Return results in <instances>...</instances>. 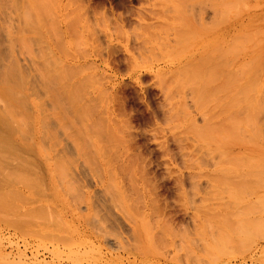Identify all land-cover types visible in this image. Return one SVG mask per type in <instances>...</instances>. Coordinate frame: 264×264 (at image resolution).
<instances>
[{"label": "rangeland", "instance_id": "374dc122", "mask_svg": "<svg viewBox=\"0 0 264 264\" xmlns=\"http://www.w3.org/2000/svg\"><path fill=\"white\" fill-rule=\"evenodd\" d=\"M0 49L35 144L0 162V264H264V0H0Z\"/></svg>", "mask_w": 264, "mask_h": 264}, {"label": "bare ground", "instance_id": "6f19581e", "mask_svg": "<svg viewBox=\"0 0 264 264\" xmlns=\"http://www.w3.org/2000/svg\"><path fill=\"white\" fill-rule=\"evenodd\" d=\"M123 18V17H122ZM185 27L184 28H186L187 30L188 29H192L193 27H194V25H192L191 23H187V24H185L184 25ZM0 59H1V49H0ZM119 62V61H118ZM2 65V64H1ZM13 65H15V64H13ZM12 65V66H13ZM11 66V65H10ZM16 66V65H15ZM14 67H12V69H13ZM2 69L4 70V68L2 67ZM15 69H16V67H15ZM14 69V73H16V70H19V69H16L15 70ZM118 69V68H117ZM3 70L2 71H0V74H3L4 72H3ZM112 70V69H111ZM4 71H6L7 72V70H6V68H5V70ZM8 71H9V69H8ZM13 70H11L10 69V71H9V73H6L8 76H9V74H11L10 76L11 77H14L15 76V74L14 73H10V72H12ZM1 72H3V73H1ZM19 72V71H18ZM12 74H14V75H12ZM134 74V73H133ZM4 75V74H3ZM18 75V74H17ZM8 76H3L4 78H2L1 80H3V81H1L0 80V162H2V161H4L5 160V162L8 160V162L10 161V159L13 161V160H16V161H21V160H23V158L25 159L26 157H24L25 156V151H27V154H28V152H29V149H27V150H24V149H22V148H28V146H29V148L31 149L30 151H32V152H34V149H32L33 148V146L35 145V144H33V145H31L30 143H27V142H25L24 141V139L23 140H21L22 138H25V137H23V135H21V136H19L20 135V133L21 134H24V133H22V132H24L25 131V129L23 128L24 126H29L30 125V123H29V125H28V121H27V125H24L25 123L24 122H26V119L25 118H27L26 117V115H28V113L30 114V112H25L24 110H28V108H26L28 105V103L26 104L25 102H27L28 101V97H29V94H28V96L26 97V98H24L25 96H23V95H26V94H24V92H23V84H22V80H24V79H22L21 81L20 80H15V81H13V82H16V84L15 83H13L12 82V78L11 77H9L8 78V80H6L5 78H7ZM24 76V75H23ZM1 77V76H0ZM17 77V76H16ZM16 77H15V79H16ZM22 78V77H21ZM25 78V77H24ZM14 79V78H13ZM17 79H20L19 77H17ZM10 81L13 83V85H11L10 84ZM17 81H18V83H20V84H22V85H18V83H17ZM20 81V82H19ZM194 80H192V82H193ZM84 82V81H83ZM201 82V81H200ZM200 82H199V84H200ZM74 82H72L71 84H73ZM15 84V85H14ZM74 85H75V83H74ZM25 86V85H24ZM81 86V85H80ZM69 87V86H68ZM72 87L73 86H71V89H72ZM76 88L75 89H77L78 87L77 86H75ZM83 87H84V85H83ZM30 88V87H29ZM82 88V87H81ZM26 89H27V87H26ZM83 89V88H82ZM102 88H100L99 90H101ZM69 90V91H68ZM67 91L69 92H67L69 95H70V104H69V106L71 107V109H69L68 111L70 112L71 111V113H68L69 115L70 114H72V118H70V120H71V124H73V126L74 127H76L75 128V130H73L74 132L76 131V133H74V132H70V130H66V134H67V131H69L68 133L69 134H71V137H73V141H70V142H72V144H75L76 145V148H77V145H78V149H79V152H78V156L80 155V156H82L83 155V153L87 150V145L89 144V142H91L92 143V140H91V136H90V141L87 143L86 141H87V138H88V134L91 132V131H95V129H93V130H91L92 128H95V127H97V126H95V125H99V127H100V129L99 130H102L101 132V134L104 136L105 134H103V133H106V130H104V132H103V129H101V128H103L102 126H100L101 125V122H100V116L98 117V115H99V113L98 112H96V117H98L97 119H93V116L95 115V112H94V108L96 107H90V105H92V104H90V105H88V104H86V102H89V97H88V99H85L83 102L84 103H82L81 105H79V106H77V104H76V99H75V95H73V93L70 91V87H69V89H68ZM78 90H80V89H78ZM89 90V89H88ZM59 92V91H58ZM63 92H64V90H63ZM87 92V91H86ZM97 92H99V91H97ZM101 92V91H100ZM26 93V92H25ZM66 93V94H67ZM70 93H72V94H70ZM91 93V92H90ZM103 93V92H102ZM105 93V92H104ZM59 94V93H58ZM61 94V93H60ZM63 94H65V93H63ZM93 94H95V93H93ZM98 94V93H97ZM96 94V95H97ZM100 94V93H99ZM84 95V94H83ZM90 95V94H89ZM95 95V96H96ZM85 96H86V94H85ZM94 96V97H95ZM28 98V99H27ZM76 98H78V97H76ZM81 98V97H80ZM90 98H92V100H93V97H91L90 96ZM25 99H27V101L25 100ZM81 100H80V102H82ZM1 102H3V104H5V105H3L2 107H1ZM29 102V101H28ZM90 102H92L91 100H90ZM89 102V103H90ZM26 104L25 106L23 105V104ZM84 104V105H83ZM86 104V105H85ZM88 105V106H87ZM22 106H24V107H22ZM85 106L86 107H88V108H85ZM90 107V108H89ZM23 110H22V109ZM67 108H69L68 106H67ZM175 107H172L171 109L169 108L165 113H167L168 112V118H170V115H172L173 113H172V110L174 109ZM21 109V113L19 112V110ZM35 110V109H34ZM95 110H96V108H95ZM23 111L25 112V113H27L26 115H25V117H24V115H23ZM30 111V110H29ZM106 111H107V116H106V118L108 119V121L110 122V124H112L111 123V117H110V111H109V107H107V109H106ZM165 111V110H164ZM17 112H19V114L17 113ZM102 112V111H101ZM100 112V113H101ZM176 111H174V113H175ZM178 112V111H177ZM98 114V115H97ZM23 115V116H22ZM37 115V114H36ZM58 115V114H57ZM59 115H60V113H59ZM22 116V117H21ZM68 116V115H67ZM167 116V115H166ZM30 117H32L31 116V114L29 115V118ZM60 117V116H59ZM28 118V119H29ZM64 118H65V120H66V116L64 115ZM64 118H63V120H64ZM27 119V120H28ZM35 119V118H34ZM92 119V120H91ZM31 120V119H30ZM29 120V121H30ZM36 120V119H35ZM61 120V119H60ZM69 120V121H70ZM33 121V120H32ZM67 121V120H66ZM66 121H65V123H63L62 124V126L63 125H65L66 124ZM61 122V121H60ZM64 122V121H63ZM70 123V122H69ZM97 123H99V124H97ZM60 124V123H59ZM71 124H69V128L72 130V125ZM24 125V126H23ZM71 125V126H70ZM191 127H194L195 128V125H193V123H191V125H190ZM30 127V126H29ZM28 127V128H29ZM63 128H68V126L67 127H63ZM98 128V127H97ZM27 130V129H26ZM29 130H30V128H29ZM29 130H28V132L27 131H25L26 133H29ZM96 130H98V129H96ZM93 131V132H94ZM32 132V131H31ZM93 132H91V134L93 133ZM16 133H17V135L18 136H16ZM78 133L79 134H82V135H80V138H79V135H78ZM108 134H106V136H108L109 138L110 137H112L113 136V134H112V131H108L107 132ZM32 134V133H31ZM73 134H75V135H73ZM86 136H84V135ZM91 134H89V135H91ZM94 134V133H93ZM92 134V135H93ZM131 134V133H130ZM25 135V134H24ZM69 136V135H68ZM77 136V137H76ZM82 136V137H81ZM83 136L85 137V138H83ZM101 136V135H100ZM105 136V137H106ZM18 137V138H17ZM27 137V136H26ZM30 137V139L32 140V138H31V136H29ZM20 138V139H19ZM69 138H70V136H69ZM81 138H83V139H85V140H82ZM27 139V138H26ZM71 139V138H70ZM81 139V140H80ZM77 142H78V144H77ZM79 142H82V143H79ZM84 142H86V143H84ZM42 143V142H41ZM136 143V142H135ZM138 143V142H137ZM28 144H30V145H28ZM68 144V143H67ZM86 149H83V147L81 146V145ZM18 145H19V147H18ZM41 145H43V144H41ZM75 145H73V147L75 146ZM141 145V144H140ZM21 146H22V148H21ZM37 146V145H36ZM68 146V145H67ZM70 146V145H69ZM139 145H137V147H138ZM71 147V146H70ZM72 147V148H73ZM20 148H21V150H23L22 152L24 153H22V152H20L19 150H20ZM44 148V147H43ZM129 148V147H128ZM19 149V150H18ZM69 149H71V148H69ZM74 149H75V147H74ZM83 149V152L81 151ZM130 149V148H129ZM139 149V148H138ZM17 150H18V152H17ZM125 153V154H124ZM124 153H121L119 156H120V158H121V161L123 162V165H122V170H123V172H129V170L132 172V175H133V172L135 173V171L137 170V169H135V160L133 161V159H136L135 157H134V155H133V153L131 154V153H126V152H124ZM136 153H138V152H136ZM23 154V155H22ZM26 154V156H28ZM86 154H87V152H86ZM131 154V155H130ZM136 155H138V154H136ZM141 155H142V153H141ZM79 156V157H80ZM84 156V158H85V156L86 155H83ZM82 156V157H83ZM81 157V158H82ZM139 157V156H138ZM140 157H142V156H140ZM28 158H30V156H28ZM36 158V157H35ZM83 158V159H84ZM4 159V160H3ZM7 159V160H6ZM33 159H34V157H33ZM73 159V158H72ZM86 159V158H85ZM139 159H141L142 160V158H139ZM138 159V160H139ZM2 160V161H1ZM26 160V159H25ZM28 160V159H27ZM26 160V161H27ZM68 160H69V158H68ZM74 160V159H73ZM25 161V162H26ZM32 161V160H31ZM70 161V160H69ZM86 161V160H85ZM137 161V160H136ZM147 161V160H146ZM72 163V162H71ZM74 163V162H73ZM84 163V162H83ZM83 163H81V164H83ZM137 163H138V161H137ZM145 163V162H144ZM147 163V162H146ZM67 164V163H66ZM88 164H89V162H88ZM139 164V163H138ZM137 164V165H138ZM73 165V164H72ZM77 165V164H76ZM144 165V164H143ZM145 165H147V164H145ZM80 166V165H79ZM86 166V165H85ZM84 166V167H85ZM74 167H75V165H74ZM144 167V166H143ZM143 167H140V177H141V179H142V184L143 185H147L146 183H145V181L147 182V174H148V171L146 170H142L141 168H143ZM146 167V169H147V166H145ZM144 167V168H145ZM191 165L190 166H188L187 168H190L191 169ZM82 168H83V166H82ZM136 168H138V167H136ZM82 170V169H81ZM0 171H1V168H0ZM83 171H85V170H83ZM86 171H88V170H86ZM82 173V172H81ZM84 173V172H83ZM136 173H137V171H136ZM135 173V174H136ZM79 174V173H78ZM187 174H188V176L189 177H192L193 175H194V173L191 171V170H189L188 172H187ZM184 174H180V176H181V178H182V180H185L186 179V176H185V178H184V176H183ZM83 176H84V174H83ZM167 177V176H166ZM188 177V178H189ZM175 179V178H174ZM178 180V178L176 179V181ZM165 182V181H164ZM162 183H163V181H162ZM166 184V183H165ZM162 187V186H161ZM143 188V187H142ZM144 189V188H143ZM124 192V191H123ZM144 192H145V190H144ZM120 194V193H119ZM140 198V197H139ZM99 233V232H98ZM102 234V233H101ZM104 234V233H103ZM102 234V235H103ZM106 239H107V236H106ZM105 239V240H106ZM108 239H109V237H108ZM107 239V240H108ZM109 242H112V241H109ZM116 242V241H115ZM111 244V243H110ZM115 244H117V243H115ZM112 245H114L113 243L110 245V246H112ZM115 246V245H114ZM113 247V246H112Z\"/></svg>", "mask_w": 264, "mask_h": 264}]
</instances>
